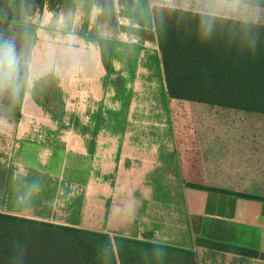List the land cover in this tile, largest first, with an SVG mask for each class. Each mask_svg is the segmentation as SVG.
Segmentation results:
<instances>
[{
  "label": "crops",
  "instance_id": "1",
  "mask_svg": "<svg viewBox=\"0 0 264 264\" xmlns=\"http://www.w3.org/2000/svg\"><path fill=\"white\" fill-rule=\"evenodd\" d=\"M159 1L22 0L0 23L17 54L0 83V215L264 264L198 242L264 253V113L170 97L154 10L243 20Z\"/></svg>",
  "mask_w": 264,
  "mask_h": 264
},
{
  "label": "trees",
  "instance_id": "2",
  "mask_svg": "<svg viewBox=\"0 0 264 264\" xmlns=\"http://www.w3.org/2000/svg\"><path fill=\"white\" fill-rule=\"evenodd\" d=\"M21 1L18 0L15 13L8 17L0 14V19L17 23ZM223 1L264 9V0ZM154 17L170 97L264 113L263 23L172 7H156ZM109 58L104 54L106 68ZM0 220L47 228L59 241L49 258L34 261L27 260V250L4 241L0 243V264H197L196 255L187 250L121 237L113 240L103 232L11 216L0 215ZM198 242L213 249L264 259V253L258 251L203 239Z\"/></svg>",
  "mask_w": 264,
  "mask_h": 264
},
{
  "label": "rangeland",
  "instance_id": "3",
  "mask_svg": "<svg viewBox=\"0 0 264 264\" xmlns=\"http://www.w3.org/2000/svg\"><path fill=\"white\" fill-rule=\"evenodd\" d=\"M159 3H170V0H160ZM17 5L18 0H0V14L8 17L12 13H15ZM185 5L210 13L239 18L247 22L264 24L263 8H252L244 4L220 2L217 0H178V7ZM0 23H3L4 26H9L12 22L2 18L0 19ZM4 26L1 28L5 29ZM70 43L76 44L73 40ZM74 59L81 61L82 58L78 56ZM4 241L15 243L21 250H27L30 253V256L27 258L28 261L49 258L50 252L55 251L57 247L56 243L59 242L51 236V230L47 228L32 224H13L10 221L0 220V243Z\"/></svg>",
  "mask_w": 264,
  "mask_h": 264
},
{
  "label": "clouds",
  "instance_id": "4",
  "mask_svg": "<svg viewBox=\"0 0 264 264\" xmlns=\"http://www.w3.org/2000/svg\"><path fill=\"white\" fill-rule=\"evenodd\" d=\"M17 71V54L9 44L0 47V83L12 80Z\"/></svg>",
  "mask_w": 264,
  "mask_h": 264
},
{
  "label": "built area",
  "instance_id": "5",
  "mask_svg": "<svg viewBox=\"0 0 264 264\" xmlns=\"http://www.w3.org/2000/svg\"><path fill=\"white\" fill-rule=\"evenodd\" d=\"M131 42L134 43V44H139V40L136 39V38H133V39L131 40Z\"/></svg>",
  "mask_w": 264,
  "mask_h": 264
}]
</instances>
